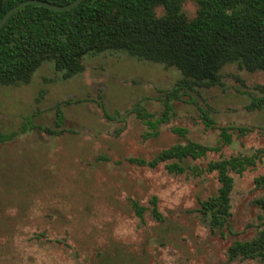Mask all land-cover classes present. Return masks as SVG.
Wrapping results in <instances>:
<instances>
[{"label":"rangeland","instance_id":"1","mask_svg":"<svg viewBox=\"0 0 264 264\" xmlns=\"http://www.w3.org/2000/svg\"><path fill=\"white\" fill-rule=\"evenodd\" d=\"M187 8L192 14L193 5ZM84 63L85 71L68 80L45 63L29 84L0 85V132L33 126L0 142V264H263L231 259L229 248L263 228L264 110L247 105L264 73L228 65L222 85L172 100L168 121L146 138L151 130L134 114L108 120L103 109L124 115L141 101L157 121L180 72L124 52L90 55ZM64 100L72 101L64 107L67 132L51 136L37 128L55 127L54 106ZM207 117L215 128L206 127ZM221 127L236 128L232 143L182 163L181 174L165 163L129 161L188 140L217 146ZM231 157L252 164L231 172V216L213 233L200 201L216 196L220 182L206 165Z\"/></svg>","mask_w":264,"mask_h":264},{"label":"trees","instance_id":"2","mask_svg":"<svg viewBox=\"0 0 264 264\" xmlns=\"http://www.w3.org/2000/svg\"><path fill=\"white\" fill-rule=\"evenodd\" d=\"M25 0H0V20L15 5ZM55 5L75 0H44ZM188 5H193L191 14ZM105 52H124L138 60L175 68L181 78L165 95L162 117L154 121L141 103H135L126 114L116 116L103 109L108 120L125 119L134 114L150 130L146 138L158 134L159 126L173 111L172 100L182 99L201 88L223 84V70L231 64L247 73H264V0H84L68 11H54L44 6L25 5L17 10L0 29V85L20 86L31 83L34 74L45 63H52L62 80L85 71V58ZM258 95L248 110H264V84L255 86ZM64 100L54 106L55 127L38 126L44 133L60 136L67 132ZM207 117L206 127L215 128ZM35 127V126H34ZM33 128L25 124L20 131L0 132V142L14 139ZM217 146L188 140L163 149L151 159L130 158L134 164L156 168L165 163L171 173L181 174L182 163L198 160L218 152L232 143L234 127H221ZM243 130V129H241ZM180 136L184 128L173 130ZM249 159L239 157L210 161L206 170L217 174L218 194L200 201L199 211L209 222L211 231H220L231 216V192L234 177L242 173ZM264 181V174L261 178ZM264 208V198L258 200ZM153 213L161 216L156 198ZM137 214L142 211L134 203ZM231 259L256 258L264 264V223L259 234L250 240L236 241L229 248Z\"/></svg>","mask_w":264,"mask_h":264},{"label":"water","instance_id":"3","mask_svg":"<svg viewBox=\"0 0 264 264\" xmlns=\"http://www.w3.org/2000/svg\"><path fill=\"white\" fill-rule=\"evenodd\" d=\"M84 0H75L70 4L66 5H55L44 0H25L13 6L0 20V29L6 24V22L13 16V14L25 5L33 4L44 6L54 11H68L78 7Z\"/></svg>","mask_w":264,"mask_h":264}]
</instances>
